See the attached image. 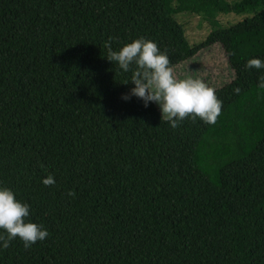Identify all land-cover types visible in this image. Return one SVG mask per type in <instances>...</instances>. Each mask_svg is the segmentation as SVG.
Returning a JSON list of instances; mask_svg holds the SVG:
<instances>
[{"label": "trees", "instance_id": "obj_1", "mask_svg": "<svg viewBox=\"0 0 264 264\" xmlns=\"http://www.w3.org/2000/svg\"><path fill=\"white\" fill-rule=\"evenodd\" d=\"M225 13L251 15L217 25ZM185 14L213 29L190 44ZM141 37L170 67L221 45L234 76L214 89L215 124L172 129L156 103L122 98L135 65L123 72L105 45ZM251 58L264 61V0H0V189L49 233L0 247V264H264V69Z\"/></svg>", "mask_w": 264, "mask_h": 264}, {"label": "clouds", "instance_id": "obj_2", "mask_svg": "<svg viewBox=\"0 0 264 264\" xmlns=\"http://www.w3.org/2000/svg\"><path fill=\"white\" fill-rule=\"evenodd\" d=\"M105 47L108 49L107 59L117 64L123 72L130 71L131 66L135 65L130 80L135 87L122 96L124 100L135 96L144 101L145 107L150 102L157 103L162 122H168L172 129L188 117L193 121L199 117L210 125L216 123L222 110V101L217 98L215 90L197 78L177 79L169 66V57L160 51L155 42L141 37L125 44L119 51H113L110 43ZM245 67L264 69V61L251 58ZM260 87H264V78H261ZM55 183L53 176L43 180L45 186ZM68 195L74 196L75 191H70ZM29 214V205L18 201L13 191L0 189V229L7 234L0 235V247L8 249L11 241L19 238L27 249L38 240L43 241L48 237L46 229L37 223L26 222L25 218Z\"/></svg>", "mask_w": 264, "mask_h": 264}, {"label": "rangeland", "instance_id": "obj_3", "mask_svg": "<svg viewBox=\"0 0 264 264\" xmlns=\"http://www.w3.org/2000/svg\"><path fill=\"white\" fill-rule=\"evenodd\" d=\"M250 15L251 14L239 15L235 13H225L216 16V20L214 21H216L217 25H222L237 22ZM178 17L179 21L184 23L186 37L190 44L197 43L204 39L209 31L213 29V21L208 19L203 20L200 18L201 16L196 14H185ZM171 68L177 79H185L188 77L197 78L204 81L213 89L221 87L232 80L234 76L233 70L219 43H212L210 46L202 48L192 57ZM157 106L160 110L158 104Z\"/></svg>", "mask_w": 264, "mask_h": 264}]
</instances>
